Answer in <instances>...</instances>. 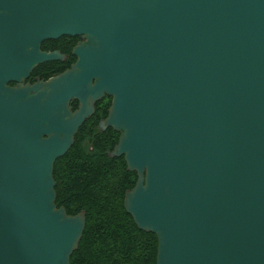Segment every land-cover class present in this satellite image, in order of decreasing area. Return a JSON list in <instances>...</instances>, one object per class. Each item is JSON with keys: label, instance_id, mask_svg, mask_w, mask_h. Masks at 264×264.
<instances>
[{"label": "water", "instance_id": "obj_1", "mask_svg": "<svg viewBox=\"0 0 264 264\" xmlns=\"http://www.w3.org/2000/svg\"><path fill=\"white\" fill-rule=\"evenodd\" d=\"M62 36L76 61L30 82ZM106 96L157 264H264V0H0V264H71L55 163Z\"/></svg>", "mask_w": 264, "mask_h": 264}, {"label": "trees", "instance_id": "obj_2", "mask_svg": "<svg viewBox=\"0 0 264 264\" xmlns=\"http://www.w3.org/2000/svg\"><path fill=\"white\" fill-rule=\"evenodd\" d=\"M79 37L44 41L43 50L59 48L69 58L39 64L28 80L49 79L69 68L76 60L71 50ZM111 102V96L97 102L95 114L79 129L71 149L55 163L57 205L73 215L86 211V227L71 264H157V236L139 229L124 205L125 193L138 175L128 170L124 156H110L120 133L99 126ZM72 105L76 109L78 102Z\"/></svg>", "mask_w": 264, "mask_h": 264}, {"label": "flooded vegetation", "instance_id": "obj_3", "mask_svg": "<svg viewBox=\"0 0 264 264\" xmlns=\"http://www.w3.org/2000/svg\"><path fill=\"white\" fill-rule=\"evenodd\" d=\"M81 40H82V37H79V38L77 39V41L75 42V44H74L73 47H72V50H73V48L78 44V42L81 41ZM54 50H59V51H61L63 54H66L67 57L65 58V60L69 58V55H68L66 52H63V51H62L61 49H59V48H53V49H51V50H49V51H54ZM72 50H71V52H72ZM47 51H48V50H47ZM72 54H73V53H72ZM75 61H76V60H75ZM75 61H74V62H75ZM74 62H73V63H74ZM38 78L41 79L40 76H37V77H35V80H34L33 82H35ZM30 82H31V81H30ZM33 82H32V83H33ZM77 102H78V101H77ZM77 107H78V106H77ZM104 119H105V118H104ZM102 120H103V119H102ZM102 120H101V121H102ZM101 121H100V122H101ZM99 126H100V123H99ZM107 129H108V128H107ZM107 129H106V130H107ZM110 153H111V152H110Z\"/></svg>", "mask_w": 264, "mask_h": 264}]
</instances>
